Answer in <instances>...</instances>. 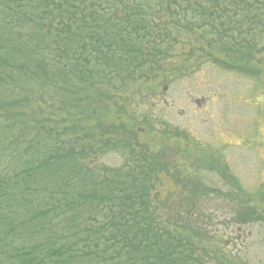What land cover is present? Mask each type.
Instances as JSON below:
<instances>
[{
  "label": "trees",
  "instance_id": "trees-1",
  "mask_svg": "<svg viewBox=\"0 0 264 264\" xmlns=\"http://www.w3.org/2000/svg\"><path fill=\"white\" fill-rule=\"evenodd\" d=\"M263 22L264 0H0V264H235L195 203L207 190L160 207L165 155L107 116L170 81L177 45L253 77ZM109 153L121 166L94 165ZM231 185L232 222L259 220Z\"/></svg>",
  "mask_w": 264,
  "mask_h": 264
},
{
  "label": "rangeland",
  "instance_id": "rangeland-1",
  "mask_svg": "<svg viewBox=\"0 0 264 264\" xmlns=\"http://www.w3.org/2000/svg\"><path fill=\"white\" fill-rule=\"evenodd\" d=\"M259 38L251 65L255 72L248 71L253 77L223 71L201 52L189 56L187 46L177 45L166 59L170 81L138 82L125 89L114 97L107 116L137 132V154L165 155L167 171L153 181L152 196L157 194L160 207L186 205L183 196L189 191L207 190L195 203L208 215L207 230L222 246L218 249L235 264H264V22ZM122 161L109 153L94 165L115 168ZM231 181L260 213L259 220L240 226L232 222L240 201ZM229 193L234 202L226 198Z\"/></svg>",
  "mask_w": 264,
  "mask_h": 264
}]
</instances>
